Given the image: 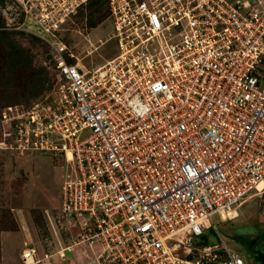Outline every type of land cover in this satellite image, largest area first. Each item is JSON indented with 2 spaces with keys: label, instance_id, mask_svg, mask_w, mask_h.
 <instances>
[{
  "label": "built area",
  "instance_id": "obj_1",
  "mask_svg": "<svg viewBox=\"0 0 264 264\" xmlns=\"http://www.w3.org/2000/svg\"><path fill=\"white\" fill-rule=\"evenodd\" d=\"M12 1L57 86L0 109V148L64 158L75 244L95 264H245L197 240L264 195V0H106L115 53L91 70L60 38L90 0ZM20 259L41 262L32 245Z\"/></svg>",
  "mask_w": 264,
  "mask_h": 264
},
{
  "label": "rangeland",
  "instance_id": "obj_2",
  "mask_svg": "<svg viewBox=\"0 0 264 264\" xmlns=\"http://www.w3.org/2000/svg\"><path fill=\"white\" fill-rule=\"evenodd\" d=\"M111 29L103 8L88 6L71 17L60 38L91 70L115 53ZM46 36L33 18L22 20L12 0H0V109L53 98L57 80ZM68 169L64 158L53 153L0 148V264H23L20 255L27 245L36 247L40 264H95L91 260L96 253L75 244L76 219L63 216L59 208L60 185ZM262 196L248 199L226 221L216 216L217 232L208 235L213 243L223 241L245 264H264V255L248 252L233 235L264 233ZM66 247L71 252L58 257Z\"/></svg>",
  "mask_w": 264,
  "mask_h": 264
},
{
  "label": "trees",
  "instance_id": "obj_3",
  "mask_svg": "<svg viewBox=\"0 0 264 264\" xmlns=\"http://www.w3.org/2000/svg\"><path fill=\"white\" fill-rule=\"evenodd\" d=\"M88 6H99V7H102L104 9V12H105L106 18H107L108 10H107V6H106V0H90L86 7H88ZM50 58H51V55H50ZM32 101L33 100H31L30 102L26 103L25 105L30 104ZM7 105H9V104H7ZM209 234L210 235H214V231L212 229L207 230L204 234H202L199 237V239L197 240V243L200 244V245L214 244L211 241V237L210 236L208 237ZM233 237L241 245H243L248 252H250V253H254V252L261 253L260 252V248L264 244V233H258V234H255V235L238 234V235H233Z\"/></svg>",
  "mask_w": 264,
  "mask_h": 264
},
{
  "label": "flooded vegetation",
  "instance_id": "obj_4",
  "mask_svg": "<svg viewBox=\"0 0 264 264\" xmlns=\"http://www.w3.org/2000/svg\"><path fill=\"white\" fill-rule=\"evenodd\" d=\"M260 252L264 255V244H263V246L260 248ZM260 264H262V263H260Z\"/></svg>",
  "mask_w": 264,
  "mask_h": 264
},
{
  "label": "bare ground",
  "instance_id": "obj_5",
  "mask_svg": "<svg viewBox=\"0 0 264 264\" xmlns=\"http://www.w3.org/2000/svg\"><path fill=\"white\" fill-rule=\"evenodd\" d=\"M264 185V181H261L259 184H258V187H262Z\"/></svg>",
  "mask_w": 264,
  "mask_h": 264
},
{
  "label": "crops",
  "instance_id": "obj_6",
  "mask_svg": "<svg viewBox=\"0 0 264 264\" xmlns=\"http://www.w3.org/2000/svg\"><path fill=\"white\" fill-rule=\"evenodd\" d=\"M92 261L94 262V260H93V259L91 260V262H92ZM87 262H88V261H87Z\"/></svg>",
  "mask_w": 264,
  "mask_h": 264
}]
</instances>
